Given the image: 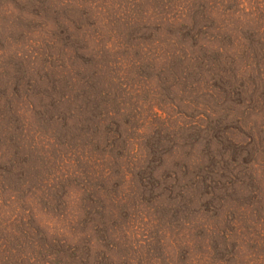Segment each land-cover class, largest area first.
<instances>
[{
    "label": "rangeland",
    "instance_id": "obj_1",
    "mask_svg": "<svg viewBox=\"0 0 264 264\" xmlns=\"http://www.w3.org/2000/svg\"><path fill=\"white\" fill-rule=\"evenodd\" d=\"M0 264H264V0H0Z\"/></svg>",
    "mask_w": 264,
    "mask_h": 264
}]
</instances>
